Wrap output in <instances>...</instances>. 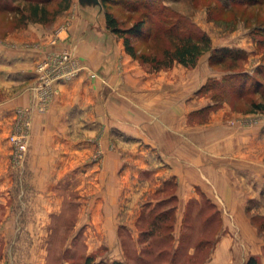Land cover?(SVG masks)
Segmentation results:
<instances>
[{
    "label": "rangeland",
    "instance_id": "rangeland-1",
    "mask_svg": "<svg viewBox=\"0 0 264 264\" xmlns=\"http://www.w3.org/2000/svg\"><path fill=\"white\" fill-rule=\"evenodd\" d=\"M32 1L44 19L0 0V264H264V0L111 3L124 27L146 16L134 56L104 14ZM198 32L236 63L164 65ZM221 123L248 194L178 197L164 162Z\"/></svg>",
    "mask_w": 264,
    "mask_h": 264
},
{
    "label": "crops",
    "instance_id": "crops-1",
    "mask_svg": "<svg viewBox=\"0 0 264 264\" xmlns=\"http://www.w3.org/2000/svg\"><path fill=\"white\" fill-rule=\"evenodd\" d=\"M203 134H201V138L203 140L205 138L206 141H202L200 146L188 148L190 149L189 154L180 155L178 158L174 155L171 165L165 158L166 162L164 163L167 165L163 171H170L171 176L167 175L164 179H168V182L173 180L174 183H178L174 193L180 198L200 196L199 191L210 196L239 197L248 194V190L244 189V186L241 187L242 180L239 178L241 175L239 172L246 169H243L241 162H237L230 156V151L234 149L233 143H230L233 136H229V131L222 123L217 124L213 131L209 130ZM172 165L173 168H171ZM250 173L252 175L250 177H253L251 179L261 181L260 175H256L253 168ZM230 175H232V179L235 175L231 182H229ZM240 207L241 205H231V209L234 210L240 209Z\"/></svg>",
    "mask_w": 264,
    "mask_h": 264
},
{
    "label": "trees",
    "instance_id": "trees-1",
    "mask_svg": "<svg viewBox=\"0 0 264 264\" xmlns=\"http://www.w3.org/2000/svg\"><path fill=\"white\" fill-rule=\"evenodd\" d=\"M26 2L27 7L29 8V15L34 19H44L47 15V8L45 4H42L38 1L32 0H22ZM122 0H101L104 9V20L105 25L108 30L111 32L123 36L124 44L126 50L132 54L136 55V50L134 45L132 44V36L139 37L141 36L142 28L146 20V16L142 15L139 17L137 21L132 23L128 27H124L121 25L120 21L116 17V15L109 10L108 5L111 3H116ZM261 0H251L250 3H261ZM71 3V0H60L59 5L61 8H67ZM132 5H136L138 3L147 6L148 0H133L131 2ZM174 47L172 51L164 50V59L169 58L168 63L164 65H169L174 60L183 63L185 65H195L199 56L204 52L210 51V61L213 64L224 65L226 61L230 60L233 64L236 63L237 58L239 56L236 55L239 51H233L229 48H218L214 47L212 44V39L210 35L206 33H187V34H179L175 37ZM141 57L144 60H152L158 63L155 57L149 58V56L142 54ZM159 66V65H158ZM254 109L263 110L264 103L263 102H255L252 104ZM82 264H101L99 262H95L92 256H87ZM107 264H123L119 260H113ZM245 264H259L257 258L255 256H250Z\"/></svg>",
    "mask_w": 264,
    "mask_h": 264
},
{
    "label": "water",
    "instance_id": "water-1",
    "mask_svg": "<svg viewBox=\"0 0 264 264\" xmlns=\"http://www.w3.org/2000/svg\"><path fill=\"white\" fill-rule=\"evenodd\" d=\"M77 8L79 12L89 14L96 11V19L99 21L104 14L103 4L101 0H77Z\"/></svg>",
    "mask_w": 264,
    "mask_h": 264
},
{
    "label": "built area",
    "instance_id": "built-area-1",
    "mask_svg": "<svg viewBox=\"0 0 264 264\" xmlns=\"http://www.w3.org/2000/svg\"><path fill=\"white\" fill-rule=\"evenodd\" d=\"M68 57L69 56L67 55L66 52L62 54V58H63L64 61L66 59H68ZM13 140H14V142L16 144V147L19 150V153H20L21 150H24L25 149L26 146H25V143H24V141H23V139L21 137L14 136L13 137Z\"/></svg>",
    "mask_w": 264,
    "mask_h": 264
}]
</instances>
